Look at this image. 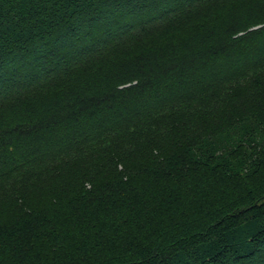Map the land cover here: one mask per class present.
Here are the masks:
<instances>
[{
	"label": "trees",
	"instance_id": "16d2710c",
	"mask_svg": "<svg viewBox=\"0 0 264 264\" xmlns=\"http://www.w3.org/2000/svg\"><path fill=\"white\" fill-rule=\"evenodd\" d=\"M0 264H264V0H0Z\"/></svg>",
	"mask_w": 264,
	"mask_h": 264
}]
</instances>
